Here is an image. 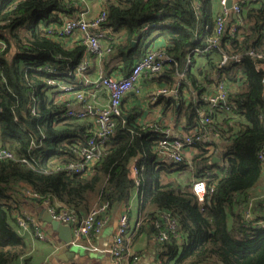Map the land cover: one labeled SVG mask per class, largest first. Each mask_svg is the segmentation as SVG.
<instances>
[{
    "label": "trees",
    "instance_id": "obj_1",
    "mask_svg": "<svg viewBox=\"0 0 264 264\" xmlns=\"http://www.w3.org/2000/svg\"><path fill=\"white\" fill-rule=\"evenodd\" d=\"M216 1L105 0L102 7L106 13L102 28L108 30L105 41L112 53L123 50L118 48L117 34L125 32L128 38L127 69L135 59L132 53L143 57L149 45L164 41L155 50L171 62L152 77L166 80L168 90L177 77L184 78H178L177 98L162 95L156 102L172 105L175 114L185 118L186 134L193 136L194 147L202 149L194 162L213 156L204 149L205 134H217L219 139L221 134L226 143L223 159L228 172L223 178L208 175L207 185L214 186V192L200 202L192 187L160 179L162 171L175 167L173 162L158 161L167 128L142 123L139 108L124 107L126 97L122 116L96 163L81 173L68 169L85 158L95 124L92 116L67 114L98 108L90 104L86 92L92 84L76 73L86 43L77 40L70 46L71 37H60L56 27L77 18L86 2L0 0V149L15 157L0 159V264H31L30 246L17 224L24 202L48 200L55 211L82 217L94 208L107 205V213L128 203L135 189L142 211L137 233L147 226L156 238L160 229L155 223L166 228L162 215L176 222V235L164 242L156 238L162 253L159 264H264V228L255 225L264 217L245 218L251 202L252 215L258 209L264 213V197L249 198L263 175L259 155L264 153V0H247L242 5L244 25L236 26L233 34L232 22L226 23L218 46L205 53L216 36V21L224 15L223 9L215 14ZM135 38L138 43L132 49ZM236 55L239 61L233 59ZM222 56L228 62L220 63ZM200 59L205 64L193 72ZM201 79L212 88L227 84L225 105L214 108L204 98L207 89ZM62 85L86 92L83 100L75 95L64 100ZM184 90L196 92L195 100H186ZM204 118L209 122L202 123ZM220 126L224 127L219 133ZM186 163L185 159L178 164ZM133 167L138 183L131 176Z\"/></svg>",
    "mask_w": 264,
    "mask_h": 264
},
{
    "label": "crops",
    "instance_id": "obj_2",
    "mask_svg": "<svg viewBox=\"0 0 264 264\" xmlns=\"http://www.w3.org/2000/svg\"><path fill=\"white\" fill-rule=\"evenodd\" d=\"M239 0H233V3ZM103 2L105 0H90L86 3V11H89L86 14L87 20H93L102 11ZM229 2V1H228ZM220 3V2H219ZM216 1L215 5V14L219 15L221 13L222 6ZM69 20V19H67ZM65 20V22L67 21ZM230 24V21L226 22ZM118 40L120 53H117V50L113 53H109L106 59L102 62H99L96 59V56L88 54L87 50L82 60L87 58L88 68L83 73L82 77L86 78V81H96L101 74H112L114 76H126L132 70L133 65L140 58L139 53L135 51L132 53L135 57L130 69L125 67L124 56L128 53L126 46L128 44L127 36L125 32L119 33L115 36ZM70 46H73L77 40H83L80 35H76L74 38H68ZM137 39H133L131 42V48L133 49L138 43ZM164 41L162 39H157L154 43L149 45L150 49H158L164 46ZM103 45L105 48L109 47L110 43L104 41ZM130 53V52H129ZM142 57V56H141ZM221 59V57H220ZM223 56L220 63H223ZM204 59H200L197 63V67L194 68L193 72H196L204 65ZM217 74H213V79ZM183 79L184 75L176 78V83L174 88H169L170 93L167 97L177 98L178 97V87L180 85V80ZM201 82L205 86V82L201 79ZM168 83L166 80L155 79V76H149L144 74L141 76L137 87L132 91L128 92L126 99L124 101V107L128 109L139 108L141 110V122L143 123H157L159 125L165 126L174 136H185V118L175 114V110L172 105L162 106L157 104L154 101V97L157 95V91L160 88H165L168 90ZM172 86V85H171ZM213 85H207V89L204 93V98L211 96L214 89ZM238 87V85H237ZM236 87V88H237ZM175 91L177 93H175ZM207 91L208 94H207ZM90 93V104L99 109H102L108 104V95L103 90H95L94 88L89 87L87 89ZM186 100L194 101L197 97L195 92H187L184 90ZM65 99L74 98L72 93H67L62 95ZM203 95H202V99ZM63 100V98H61ZM206 101V100H205ZM180 105V104H178ZM208 108L212 109V106L208 104ZM205 110V108H204ZM219 119H222L223 116H218ZM237 121V119H236ZM224 126H220L218 131L223 130ZM237 128V127H236ZM221 139V134H220ZM219 139L217 134H209L204 137V149L209 150L213 156L208 159H202L200 163L194 162V157L202 149L199 147H192L188 149L185 154L186 164H177L173 162L175 167L169 171H162L160 173V179L163 182L173 181L174 183L180 185L182 188L192 187L193 183L200 178H205L208 175H216L219 178H223L228 170V162L223 159V152L225 150L226 143H223ZM160 162H172L164 157L158 158ZM263 166V165H262ZM202 168V169H201ZM133 168L131 169L132 174ZM206 174V175H204ZM188 177H186V176ZM190 179L192 185L188 186L187 182ZM185 183V184H184ZM263 198L264 197V166H263V175L257 186H255L249 194V198ZM252 199V200H254ZM264 207V206H263ZM264 211V208L262 209ZM22 213L25 217L30 220L32 226H30L28 232H24L19 229L22 236H24L27 244L30 246L31 253V264H114L113 258L111 256V248L113 245L114 234L118 227V223L122 213L127 212L130 217V231L129 237L127 238V244L129 246L130 255H136L138 258L134 260L132 264H159L161 257V247L159 246L156 238L153 236V233L150 230V227L145 228L141 233H137L138 222L141 219V206H140V197L137 189L132 191L131 199L128 203H120L115 205L110 212L105 214L106 224L102 233L93 238L92 240H82L81 243L84 247H71L69 248L64 244L60 238L59 233L55 232L50 224L45 220L46 214H48V209L44 204L37 202H24L22 205ZM258 209L256 214L253 215V218L264 217V213H260ZM264 218L260 219L263 220ZM258 220V219H256ZM37 232H40L44 238H40ZM74 252L73 255H68V253ZM127 256L124 260V264H130V257Z\"/></svg>",
    "mask_w": 264,
    "mask_h": 264
},
{
    "label": "built area",
    "instance_id": "obj_3",
    "mask_svg": "<svg viewBox=\"0 0 264 264\" xmlns=\"http://www.w3.org/2000/svg\"><path fill=\"white\" fill-rule=\"evenodd\" d=\"M83 2H89L90 0H82ZM229 0H220V4L223 8L224 15L217 19L216 21V36L210 40V44L205 50V53L211 52L216 48L220 42V37L222 36L226 22L230 21L233 24L230 29L231 33H236V26L242 27L244 25V19L242 18V5L247 3V0H239L235 2L231 9H227V3ZM89 11L84 10L77 18L67 20L63 25L56 27V33L60 37H71L74 38L76 35H80L87 45L88 54L96 56L99 62L106 59L109 53H112V48H105L103 42L107 38L108 30L102 28V23L106 19V13L101 11L99 16L93 20H87L86 14ZM233 59L239 61V56H233ZM171 60L163 54L162 51L155 50L153 48L149 49L145 56L139 58L133 65L132 70L126 76H114L112 74H101L96 81H88L92 84V88L95 90H103L108 95V104L102 109L96 110L89 107L87 111H75L71 110L68 112V116H75L78 118H86L92 116L95 130L93 136L88 142V148L85 150V158L80 163H75L69 165L68 169L74 173H81L91 168L101 155V150L109 142L111 135L113 133V128L117 122V118L122 116V106L123 100L125 99L128 92H132L136 87L142 75L147 74L153 76L162 71L166 66L170 64ZM228 62V57L225 56L223 59V64ZM88 68V60H82L81 64L78 66L76 73L78 76H82L83 73ZM51 84H58L53 81ZM87 83V81H86ZM62 89L66 93H72L77 98L83 100V96L86 92L82 90H75L72 87L62 85ZM213 94L207 97L211 105L215 107H220L226 104L228 95V86L225 82H221L218 86L213 88ZM209 91H207L208 94ZM169 90L165 88H160L157 91V95L154 97V101H157L159 96L168 95ZM175 93H177L175 91ZM209 122V118H204L202 123ZM163 136L160 141L161 151L160 156L175 162L182 163L185 160V154L188 149L194 147L193 136H172L168 129L164 130ZM259 158L264 166V153L259 155ZM0 159H15L11 152L0 149ZM131 176L137 180V171L133 167ZM138 183V180H137ZM193 193L197 196L200 202H204L207 195H211L214 192V186L209 188L207 185V180L205 178L197 179L192 185ZM36 200L40 197L38 194H33L31 192L26 193ZM49 213L51 214L53 220L61 222L62 224L69 226L72 231V241L71 244L77 247H84L81 243L82 240L93 238L99 236L106 224V211L107 205L101 208H94L85 216L79 217L77 214L71 211H61L57 212L53 209L48 200H43V203ZM253 202L249 204V209L245 212L246 220H252V209ZM165 221L166 228H163L162 224L156 222L155 225L160 229L157 235V240L159 242H164L170 239L171 235H176V222L173 221L169 215H162ZM17 224L20 230L28 232L32 223L28 218L25 217L24 213L17 218ZM257 227L264 228V220H259L255 222ZM130 231V217L127 212L122 213L118 227L114 234L113 245L111 248V256L113 258L114 264H124V260L127 256H131L129 252V246L127 244V238L129 237ZM40 238L44 236L37 232ZM133 263L134 260L138 258L136 255H132Z\"/></svg>",
    "mask_w": 264,
    "mask_h": 264
},
{
    "label": "water",
    "instance_id": "obj_4",
    "mask_svg": "<svg viewBox=\"0 0 264 264\" xmlns=\"http://www.w3.org/2000/svg\"><path fill=\"white\" fill-rule=\"evenodd\" d=\"M233 4H234L233 0H229V2L227 3V6H226L227 9H231ZM45 220L48 224H50L52 226V228L55 232L59 233L60 238L62 239L64 244H66V246H68L69 248H71V247L77 248L71 244L72 231H71V228L69 226H66V225L62 224L61 222L53 220V218L49 212H48V214H46ZM73 254H74V252L68 253V255H73Z\"/></svg>",
    "mask_w": 264,
    "mask_h": 264
},
{
    "label": "rangeland",
    "instance_id": "obj_5",
    "mask_svg": "<svg viewBox=\"0 0 264 264\" xmlns=\"http://www.w3.org/2000/svg\"><path fill=\"white\" fill-rule=\"evenodd\" d=\"M153 37H154V36H153ZM185 176H186V175H185ZM186 177H188V176H186ZM205 179L207 180V179H208V176L205 177ZM185 183H187L188 186H191V185H192L190 179H189L187 182H185ZM185 183H184V184H185Z\"/></svg>",
    "mask_w": 264,
    "mask_h": 264
}]
</instances>
